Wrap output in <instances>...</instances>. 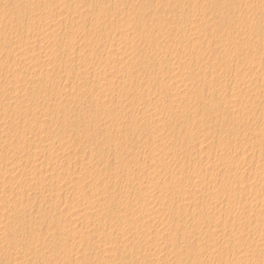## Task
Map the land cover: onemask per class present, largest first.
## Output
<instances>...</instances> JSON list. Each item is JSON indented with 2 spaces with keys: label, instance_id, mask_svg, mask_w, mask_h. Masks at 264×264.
I'll list each match as a JSON object with an SVG mask.
<instances>
[{
  "label": "rangeland",
  "instance_id": "1",
  "mask_svg": "<svg viewBox=\"0 0 264 264\" xmlns=\"http://www.w3.org/2000/svg\"><path fill=\"white\" fill-rule=\"evenodd\" d=\"M0 264H264V0H0Z\"/></svg>",
  "mask_w": 264,
  "mask_h": 264
}]
</instances>
